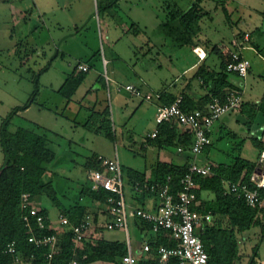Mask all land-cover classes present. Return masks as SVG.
<instances>
[{
    "label": "rangeland",
    "instance_id": "1",
    "mask_svg": "<svg viewBox=\"0 0 264 264\" xmlns=\"http://www.w3.org/2000/svg\"><path fill=\"white\" fill-rule=\"evenodd\" d=\"M38 1L40 4L36 0L3 1L6 4L0 1V134L2 127L10 132L24 127L47 138L57 162L47 164L43 179L52 182L63 207L73 206L82 185L93 184L96 169L85 165L87 158L96 160L98 154L114 157L117 149L125 198L131 204L128 214L130 242L133 251L136 247L142 251L144 239L155 233L147 231L143 235L137 231L134 210L139 204L131 197L127 172L130 168L144 169L149 162V154L142 144L147 134L157 127L155 117L160 101L156 93L176 92L190 81L197 89L204 86L194 75L196 69L188 68L197 60L192 49L188 44H181L178 34H173V29L167 30L161 22L170 21L169 27H172L173 8L184 10L196 2L202 12H207L196 24L197 34L209 38L211 44L224 47L230 44L237 31H248V44L253 48L243 52L250 62L249 71L245 77L231 76L244 87L242 96L248 103L246 100L255 99L264 92V0ZM58 19L63 22L60 28L63 34L77 31L68 23L72 19L79 33L59 40ZM48 28L55 33L53 40L48 38ZM103 57L108 59V64L103 63ZM82 61L88 62L90 69L77 83L81 72L76 64ZM203 63L215 71L221 68L215 51ZM106 73L111 78L109 84ZM64 82L66 89L75 84L76 90L70 97L59 91ZM127 83L139 87L143 93L150 92L153 97L144 99L130 94L124 88ZM114 85L119 89H114ZM31 96L33 101L27 108L13 111ZM96 97L98 101L93 104ZM120 101L127 102L128 107ZM97 108L99 113L93 112ZM245 114L237 109L222 115L215 122L209 147L196 157L187 153L198 161L204 159L213 163L232 160L239 154L257 164L261 154L257 143H263L264 137L252 130L248 134L247 128L264 124V113L256 108L250 116ZM249 118L251 121H247ZM100 124L109 126L115 138L106 136L104 129L92 130ZM219 135L222 137L217 139ZM167 150L175 154L174 160L178 162L175 147ZM3 162L0 144V167ZM86 198L83 195L81 202ZM40 203L46 207L52 224L58 226L61 211L57 205L46 194L40 196ZM96 207L99 205L92 209ZM99 215V222H105L106 214ZM258 216L264 224V211ZM262 227L254 225L238 235L244 263L252 247L258 244L257 259L264 264ZM104 232L109 238L127 243L124 229ZM21 264L30 263L23 261Z\"/></svg>",
    "mask_w": 264,
    "mask_h": 264
},
{
    "label": "trees",
    "instance_id": "2",
    "mask_svg": "<svg viewBox=\"0 0 264 264\" xmlns=\"http://www.w3.org/2000/svg\"><path fill=\"white\" fill-rule=\"evenodd\" d=\"M171 13L173 26L169 27L170 21H163L161 25H164L167 30L173 29V34H178L181 44H188L191 49L196 45H201L206 50V56L198 65L194 75L204 83V86L207 87V92L199 98L200 103L196 104L187 92L182 91V108L185 110L203 108L212 96L217 95L224 98L228 89L236 88L241 90V85L234 82L231 78L232 75H240L226 69L228 62L231 60V45L227 44L224 47H220L217 43L211 44L209 38H203L197 34L198 26L196 24H198L197 22L201 16L207 12H202V8L195 2L184 10L173 8ZM226 16H229L228 12H226ZM244 32L237 31L234 36H241ZM212 51H215L220 58L221 68L218 71L211 68L207 69V65L203 63ZM78 72H81V74L77 78V83L85 77V71ZM64 86L65 82L59 91L65 92L66 97H70L76 90L75 84L68 89L64 88ZM36 90H34L33 95ZM176 96V94L167 93L166 91L160 93L161 101L165 104L171 103ZM32 101L33 96L23 106L16 107L13 111L27 108ZM259 109L264 113V93ZM95 111L99 113L100 110H93V112ZM157 128L158 131L154 137L148 136L150 143L159 148L168 149L175 147L180 153L186 152L184 153L186 158L181 162L158 160L151 169V175L147 178L143 171L130 168L127 172V178L134 189L133 186L136 182L140 184L164 183L167 181V176H170L169 182L173 190L176 191L180 188V178L187 171L192 158L187 152H189L193 134L188 129H183L176 124L171 125L168 122L157 124ZM103 129L106 136L112 139L115 138L114 133L107 125L100 124L92 128L93 131L97 132ZM209 135L211 138L212 131L209 132ZM221 137L222 135H219L217 139ZM211 143L212 141L205 149ZM0 144L4 154V162L0 167V264H15L14 256L5 251L7 242L11 240L16 242L17 249L22 253L23 261L30 264H46L45 254L47 247L36 246L27 239L28 231L22 220V209L20 206L22 192H29L36 197L46 194L57 205L61 213L67 215L72 222L79 221L82 218L84 209L82 206H77L76 210L70 212L69 208L63 207L56 196L52 182L43 179L48 170L47 164L57 162L56 153L49 146V141L43 134L24 127H18L14 132L2 127ZM257 144L259 145L260 153L264 150V142L259 144L258 141ZM178 147H182L183 150H178ZM211 163L213 164V174L195 176L197 200L200 199L201 201L199 204H195L193 209L200 214H205L209 211L208 218H203V222L197 231L209 254L211 264H235L242 259L238 235L254 225L263 226L262 232H264V224L258 216L261 211H264V207H251L243 197L237 196L233 192H226V183L229 180H241L252 185L250 176L256 164L250 163L247 158L239 154H235L233 159L229 161ZM85 165L88 168L101 169L97 156L96 160L88 157ZM80 193L100 202H104L110 194L108 190L100 186L95 187L93 184L82 185ZM260 193L264 197V187L260 189ZM149 194L157 195L155 191L142 189L141 192L136 191L135 196L140 199ZM209 195L211 196L210 198L206 197ZM40 212L45 215V223L50 225L46 207L40 205ZM138 220L143 223L144 227L151 228L150 223L140 218ZM43 232L52 233L54 230L47 228ZM93 236H95L94 241L90 238L82 241L76 247L74 253L72 231L69 229L65 230L60 237L53 264H65L73 257L77 258L80 264H92L96 261L112 264L113 262H120L127 253V244L123 240L111 239L105 237V235L97 234L96 231ZM149 243L152 247H155L161 243L172 245L174 241L169 240L164 231H160L150 238ZM257 250L258 244H255L246 264H261L257 259ZM83 255H86V257L82 258ZM145 263H153V261L141 260L139 262V264Z\"/></svg>",
    "mask_w": 264,
    "mask_h": 264
},
{
    "label": "built area",
    "instance_id": "3",
    "mask_svg": "<svg viewBox=\"0 0 264 264\" xmlns=\"http://www.w3.org/2000/svg\"><path fill=\"white\" fill-rule=\"evenodd\" d=\"M250 33L245 31L241 36H234L231 40V60L226 69L234 71L241 77H245L250 68V62L244 55V49H252L248 44ZM199 59L206 56V51L196 45L192 48ZM108 59L103 57V63L108 64ZM89 64L77 62L78 71H88ZM106 82L109 84L111 78L106 73ZM124 88L132 95L151 99L153 95L150 92L143 93L141 89L131 83H127ZM119 89V88H118ZM160 97V93H156ZM243 102L242 90L231 88L225 93V97L212 96L203 108H194L185 110L182 108V95L179 94L169 104L160 102L156 110L157 124L168 122L171 125L176 124L183 129H188L193 134L189 152L199 156L204 152L205 147L210 143L209 132L213 124L222 115L241 108ZM158 131L156 127L147 136L154 137ZM178 150H183L178 147ZM195 157L190 161L187 171L180 178V188L173 190L169 182L170 176L164 183H143L136 182L133 186L138 192L142 189L155 191L159 199L156 210H148L142 207H136L134 214L137 218L145 220L151 224V230L156 233L166 231L168 239L173 240L174 244H158L152 247L149 242L143 245L144 251L150 253V260L153 263L145 264H211L209 254L200 238L197 229L201 226L203 218H208V214H200L193 209L197 204L196 195V175L213 174V164L211 162L199 163ZM101 169H96L93 184L95 187H102L110 192L104 202H100L102 211L106 214L105 222L95 221L90 213L85 214L79 221L72 222L70 218L60 213L58 216V226H54L50 220V225L45 223V215L40 212V202L38 197L29 192H22L20 206L22 209V220L28 231L27 239L36 246H46L45 254L47 263L53 264V258L59 245L61 235L65 230H71L73 234V250L84 240L89 239V235L99 228L124 229L127 235V253L120 262L112 264H136L130 242V232L128 227V214L131 211L124 194V180L121 162L116 149L114 157H106L102 154L97 155ZM264 162V150L261 151L259 160ZM252 185L245 181H227L226 192H233L237 196L243 197L246 203L251 207H264V197L261 196L260 189L264 187V171L258 173L252 172L250 176ZM53 229L52 233H44L46 229ZM39 231V233H37ZM5 251L14 256V263L23 262L22 253L16 247V242L11 240L7 242ZM83 255L82 258H85ZM148 260V259H147ZM146 260V261H147ZM65 264H80L77 258L73 257ZM235 264H245L237 261Z\"/></svg>",
    "mask_w": 264,
    "mask_h": 264
},
{
    "label": "crops",
    "instance_id": "4",
    "mask_svg": "<svg viewBox=\"0 0 264 264\" xmlns=\"http://www.w3.org/2000/svg\"><path fill=\"white\" fill-rule=\"evenodd\" d=\"M3 4H6V3H4L3 1H6V0H0ZM39 4H40V2L38 1V0H36ZM37 3V4H38ZM2 5V4H1ZM65 5V4H64ZM63 5V6H64ZM0 9H2V8H0ZM56 23H57V28H59V32H58V34L57 35H59V40L61 39V41L64 39V38H66L67 36H71V37H75L78 33H79V29H78V25H77V23L72 19L71 20V22H68V23H70L72 26H74L76 29H77V31L76 32H70V33H67V34H63L62 32L64 31L63 29H60V28H62V26H64L63 25V22H60V20L58 19L57 21H56ZM66 23V22H65ZM67 24V23H66ZM106 31H107V33H109L110 31H109V28H107L106 29ZM110 34V33H109ZM47 35H48V38L50 39V40H53L54 39V36H55V33H51L50 32V28H48V32H47ZM201 46V45H200ZM202 47V46H201ZM203 49H204V47H202ZM205 50V49H204ZM193 51V50H192ZM206 51V50H205ZM194 53V52H193ZM195 54V53H194ZM195 56L197 57V60L196 61H194L188 68H194V69H197V67H198V65L202 62V60L204 59H199L198 58V56L195 54ZM209 56V55H208ZM207 56V57H208ZM206 57V58H207ZM205 58V59H206ZM205 61V60H204ZM82 62H85V61H82ZM85 63H87L88 64V62H85ZM206 65V64H205ZM207 69H209L208 68V66L206 67ZM90 69V68H89ZM89 71V70H88ZM87 72V71H86ZM97 79H99V77H97ZM200 81V80H199ZM191 82L192 81H190L188 84H187V86H184V85H181L180 87H179V89L176 91V92H172V93H174V94H176V95H178V94H181L182 93V91H185V92H187V94L189 95V97H191V98H193L194 99V101L196 102V104L197 103H200L199 101H200V97L202 96V95H204L206 92H207V89L203 86V89H197V87H195V85L194 84H191ZM201 82V81H200ZM117 85V84H116ZM116 85H114V89H118V88H116ZM121 89V88H120ZM241 90H242V92L244 91V87H241ZM116 91V90H115ZM117 91H119V90H117ZM128 91V90H127ZM264 93V92H263ZM263 93L261 94V95H259V96H256L255 97V99H250V100H246L248 103H245L244 102V100H243V105H242V107L239 109L240 111H242V112H244V113H246L248 116H250V114H251V112L252 111H254V109H256V108H258V110H261V109H259V105H260V103H261V100H262V97H263ZM131 94V93H130ZM113 94H111L110 93V97H113L112 96ZM116 96V95H115ZM242 98H243V96H242ZM115 100H116V98H114ZM159 99V101L160 102H162L161 101V98L159 97L158 98ZM98 100H97V97L95 98V100L93 101V104H95L96 102H97ZM116 102L118 103L119 101H117L116 100ZM120 102H122L123 104H125V107L127 108L128 107V103L127 102H123V101H120ZM117 106H118V104H117ZM99 108H97L96 110H98ZM245 114V115H246ZM220 119V118H219ZM218 119V120H219ZM217 121V120H216ZM215 121V122H216ZM224 121H227V119L226 120H223V121H221V123H224ZM247 121H251L250 120V118L247 120ZM228 122H229V120H228ZM236 122H238V120H236ZM214 125H215V123L213 124V126H212V129H211V131H213V128H214ZM249 131V133L248 134H250V132H252V131H254V132H256V133H261L262 134V137H264V124H260V125H258V126H255V127H252V128H247ZM252 130V131H251ZM234 132V131H233ZM235 134V133H234ZM247 134V135H248ZM261 134L260 135H258V137H261ZM247 135H245L244 137L246 138V136ZM248 137V136H247ZM263 139V138H262ZM142 147H144L145 148V151H146V154H149V162H148V164H146L145 165V168L144 169H138V170H140V171H143L144 172V174H145V177L147 178V177H149L150 175H151V169L155 166V164H156V162L158 161V160H163V161H173V162H175V160H174V158H175V154L174 153H172L170 150H167L166 148H159V147H157V146H155V145H152L151 143H150V141H149V138H148V136H147V138H145L144 139V141H143V144H142ZM149 148V149H148ZM147 150H149V151H147ZM184 153H186V152H177V158H178V162H181L184 158H186V155L184 154ZM194 157H192L191 158V160L193 159ZM196 159V158H195ZM197 160V159H196ZM202 161H198L199 163H204V162H206L204 159H201ZM255 167H256V165H255ZM136 169V168H135ZM94 185V184H93ZM130 187H131V185H130ZM81 188H82V186L80 187V190H81ZM131 191H132V193H131V197L133 198V199H135L137 202H138V206L137 207H142V208H145V209H148V210H156L157 209V207H158V204H159V199H158V197H157V195H152V194H149V195H145V196H143L142 198H140V199H138V198H136V196H135V193H136V191H135V189H133L132 187H131ZM139 194V193H138ZM84 194H82V193H79V195H78V198L75 200V202H74V204H73V206H67V207H65V208H69L70 209V212H73L74 210H76V207L77 206H82L83 207V209H84V212H83V216L85 215V214H87V213H90L92 216H93V218H94V220L95 221H99V217H100V213H104L103 211H102V208H101V205H100V201H98V200H95V199H92L91 197H89L88 195H85V196H87V198H86V200H85V202H81V200H82V196H83ZM204 195H206V194H204ZM206 197H208V198H210L211 196L209 195V196H206ZM38 199H39V202H40V197H38ZM200 199H198L197 200V204H199L200 203ZM96 204H98L99 205V207H96L97 209L96 210H93L92 208L94 207V205H96ZM128 204V206H129V208L131 209V204L130 203H127ZM40 205H42L41 203H40ZM209 212V211H208ZM208 212H206L205 214H208L209 215V213ZM60 214V213H59ZM105 214V213H104ZM47 216L49 217V214H48V211H47ZM82 216V217H83ZM138 219V218H137ZM137 219H135L134 221H135V225H136V228L138 229L137 231L140 233V234H143L144 235V233H146L147 231H152L150 228L148 229V228H146V227H144V225H143V223L140 221V220H137ZM106 229H103V228H99V230H96V233L97 234H102V235H105V231ZM153 232V231H152ZM167 232L165 231V234H166ZM95 234V232L94 233H92V234H90L89 235V238L91 239V240H93L94 241V237L95 236H93ZM105 237H108V236H106L105 235ZM142 237V236H141ZM109 238V237H108ZM151 238V237H150ZM150 238H146V239H144V242H143V244H142V251L139 249V247H136V249L133 251V247H132V251H133V254H134V257H135V262H136V264H139V262L142 260V261H146L147 259L148 260H150L149 258H150V253H148V252H146V251H144V249H143V245H144V243L145 242H149V240H150ZM111 239H116V238H111ZM120 240V239H119ZM127 244V243H126ZM132 245V244H131ZM243 262V261H242ZM244 263V262H243ZM92 264H106V263H104V262H100V261H96V262H93ZM108 264V263H107ZM246 264V263H245Z\"/></svg>",
    "mask_w": 264,
    "mask_h": 264
},
{
    "label": "water",
    "instance_id": "5",
    "mask_svg": "<svg viewBox=\"0 0 264 264\" xmlns=\"http://www.w3.org/2000/svg\"><path fill=\"white\" fill-rule=\"evenodd\" d=\"M255 171L261 173L264 171V162L258 161L255 167Z\"/></svg>",
    "mask_w": 264,
    "mask_h": 264
}]
</instances>
